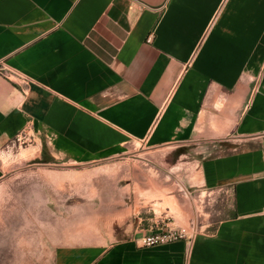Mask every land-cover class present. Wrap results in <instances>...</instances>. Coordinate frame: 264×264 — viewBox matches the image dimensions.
<instances>
[{"label": "crops", "instance_id": "1", "mask_svg": "<svg viewBox=\"0 0 264 264\" xmlns=\"http://www.w3.org/2000/svg\"><path fill=\"white\" fill-rule=\"evenodd\" d=\"M22 133L74 165L213 149L201 186L232 200L191 241L142 232L55 264H264V0H0V150Z\"/></svg>", "mask_w": 264, "mask_h": 264}, {"label": "rangeland", "instance_id": "2", "mask_svg": "<svg viewBox=\"0 0 264 264\" xmlns=\"http://www.w3.org/2000/svg\"><path fill=\"white\" fill-rule=\"evenodd\" d=\"M214 154L132 145L123 157L74 165L35 137L14 140L0 150V264H55L60 247L213 229L232 210L227 192L200 183L201 161Z\"/></svg>", "mask_w": 264, "mask_h": 264}, {"label": "built area", "instance_id": "3", "mask_svg": "<svg viewBox=\"0 0 264 264\" xmlns=\"http://www.w3.org/2000/svg\"><path fill=\"white\" fill-rule=\"evenodd\" d=\"M21 137H24L27 140H32L34 138L33 135H30L29 133H22L17 137V139H20ZM197 236L196 233L189 234L185 229L182 231H176L169 229L165 232L160 233H152L147 236H145L141 240V246L142 247H155L159 245L168 244L171 242L179 241V240H193Z\"/></svg>", "mask_w": 264, "mask_h": 264}]
</instances>
